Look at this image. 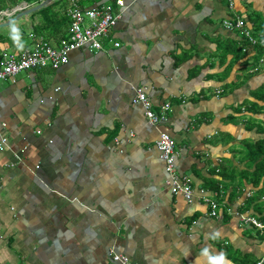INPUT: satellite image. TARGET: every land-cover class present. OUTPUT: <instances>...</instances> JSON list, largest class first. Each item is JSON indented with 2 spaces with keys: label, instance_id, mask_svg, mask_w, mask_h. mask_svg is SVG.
I'll list each match as a JSON object with an SVG mask.
<instances>
[{
  "label": "crops",
  "instance_id": "obj_1",
  "mask_svg": "<svg viewBox=\"0 0 264 264\" xmlns=\"http://www.w3.org/2000/svg\"><path fill=\"white\" fill-rule=\"evenodd\" d=\"M74 1L21 17L37 4L0 10V24L11 21L0 52L30 47L32 33L57 47ZM77 1L119 14L102 49L0 81V264L264 259V229L238 217L264 219V0L232 9L227 0ZM235 17L250 35L224 26ZM138 90L156 113L170 105L164 122L148 123L132 103ZM161 133L172 139L178 183L194 190L189 201L171 191L155 148Z\"/></svg>",
  "mask_w": 264,
  "mask_h": 264
},
{
  "label": "built area",
  "instance_id": "obj_2",
  "mask_svg": "<svg viewBox=\"0 0 264 264\" xmlns=\"http://www.w3.org/2000/svg\"><path fill=\"white\" fill-rule=\"evenodd\" d=\"M78 1H74L68 9L67 15L69 18L68 31L64 38L61 39L57 47L51 46L42 36L29 35L32 40L30 47L20 49L19 52H10L3 50L0 52V81L14 79V77L22 72L51 68L58 69L60 66L68 62L69 53L80 48H88L89 50L99 51L102 49L103 39L108 31L116 23L119 14L112 12L111 6L100 5L95 7L83 8L80 7ZM117 7L122 8L123 0H115ZM228 5L231 8L233 1L228 0ZM6 14L0 12V16ZM224 26L229 29H241L243 21L239 18L235 20L226 19L223 21ZM245 35H249L245 32ZM257 43V41H255ZM252 41V43H255ZM255 43V44H256ZM115 47L118 44H114ZM133 104H140L144 108L145 117L148 123L152 126L158 125L167 119V114L170 110L169 104H164L160 107L159 112L152 110V105L144 91L138 90L132 99ZM5 144V138L1 140ZM155 148L160 154V158L165 163L166 172L172 176L171 191L174 194H182L186 200L193 198L194 190L187 182L178 183L174 174L175 152L172 139L166 133H161L155 142ZM0 149H2L0 145ZM204 203L210 206V216H216L217 204L209 197L203 189L198 191ZM264 201V197L261 198ZM241 223L250 224L257 229H264V219L258 220L251 216L238 214ZM113 262L117 264H130L127 257L124 255L111 256ZM264 259L259 260L255 264H263Z\"/></svg>",
  "mask_w": 264,
  "mask_h": 264
},
{
  "label": "trees",
  "instance_id": "obj_3",
  "mask_svg": "<svg viewBox=\"0 0 264 264\" xmlns=\"http://www.w3.org/2000/svg\"><path fill=\"white\" fill-rule=\"evenodd\" d=\"M20 1H25L26 3H28V4H39V3H41L42 1H44V0H0V10H4V9H6V8H8V7H13V6H15V5H17V3H19ZM59 1L60 0H55L54 1V3H52V4H57V3H59ZM80 1V0H79ZM99 1H101V0H81L79 3L81 4V5H84V3H86V4H88V5H91V4H94V3H97V2H99ZM51 4V5H52ZM51 5H48V6H46V7H44V8H42V9H40V10H38L37 12H41V11H44V10H47L48 8H49V11L51 10L50 9V6ZM36 12V13H37ZM47 13V12H46ZM35 14V13H34ZM33 14V15H34ZM260 30H262L263 31V33H264V26H262L261 28H260ZM261 31V32H262ZM253 151H257V149H254ZM254 157H256V156H254ZM253 157V158H254ZM264 174V170H263V164L261 165V167L260 168H258V175L259 176H261V175H263ZM257 181H259V180H257ZM254 182L255 181H253L252 183L254 184ZM255 183H258V182H255ZM248 225H250V224H248Z\"/></svg>",
  "mask_w": 264,
  "mask_h": 264
},
{
  "label": "water",
  "instance_id": "obj_4",
  "mask_svg": "<svg viewBox=\"0 0 264 264\" xmlns=\"http://www.w3.org/2000/svg\"><path fill=\"white\" fill-rule=\"evenodd\" d=\"M53 1L55 0H44L42 1L41 3L33 6V7H30V8H27L25 9L24 11H22V13L19 15L20 17L21 16H25V15H28V14H31L35 11H38L44 7H46L47 5H49L50 3H52ZM17 18H14L13 20H16ZM11 23V21H7L5 23H1L0 24V27H5V26H8L9 24Z\"/></svg>",
  "mask_w": 264,
  "mask_h": 264
},
{
  "label": "rangeland",
  "instance_id": "obj_5",
  "mask_svg": "<svg viewBox=\"0 0 264 264\" xmlns=\"http://www.w3.org/2000/svg\"><path fill=\"white\" fill-rule=\"evenodd\" d=\"M59 3H60V8H67V6H68V4L70 3V0H60L59 1ZM59 3H57L56 5H59ZM71 7V5L69 6V8ZM23 31L25 32V33H27L28 31L26 30V29H23ZM17 33V31L15 32V34ZM258 43V42H257ZM256 43V44H257Z\"/></svg>",
  "mask_w": 264,
  "mask_h": 264
},
{
  "label": "clouds",
  "instance_id": "obj_6",
  "mask_svg": "<svg viewBox=\"0 0 264 264\" xmlns=\"http://www.w3.org/2000/svg\"><path fill=\"white\" fill-rule=\"evenodd\" d=\"M232 1H233V0H232ZM227 2H228V0H227ZM228 7H229V5H228ZM232 8H233V6H232L231 8L229 7V9H232ZM236 18H239L240 20H242V19H241V17H235L233 20H235ZM242 21H243V26H242V28H241V29H245V32H248V33H249V35H250V34H251V33H250V31H249V30H247V29L245 28V27H246V25H245V22H244V20H242ZM233 30H234V29H233ZM33 70H34V69H33ZM28 71H29V70H28ZM25 72H26V71H25ZM261 198H262V197H261ZM261 198H260V199H261ZM261 201H262V200H261ZM263 202H264V201H263Z\"/></svg>",
  "mask_w": 264,
  "mask_h": 264
}]
</instances>
